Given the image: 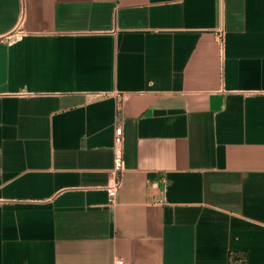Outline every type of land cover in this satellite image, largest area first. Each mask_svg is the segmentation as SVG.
Segmentation results:
<instances>
[{
	"label": "crops",
	"instance_id": "1",
	"mask_svg": "<svg viewBox=\"0 0 264 264\" xmlns=\"http://www.w3.org/2000/svg\"><path fill=\"white\" fill-rule=\"evenodd\" d=\"M116 258L264 264V0H0V264Z\"/></svg>",
	"mask_w": 264,
	"mask_h": 264
},
{
	"label": "built area",
	"instance_id": "2",
	"mask_svg": "<svg viewBox=\"0 0 264 264\" xmlns=\"http://www.w3.org/2000/svg\"><path fill=\"white\" fill-rule=\"evenodd\" d=\"M125 170L124 139L121 126H116L113 138V165L109 173V179L105 185L108 195V204L113 206L117 200V193L122 183ZM241 263V261H239ZM113 264H129L119 258L114 259Z\"/></svg>",
	"mask_w": 264,
	"mask_h": 264
}]
</instances>
